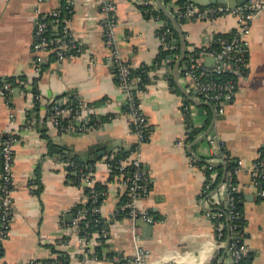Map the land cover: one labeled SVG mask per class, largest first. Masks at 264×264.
I'll return each mask as SVG.
<instances>
[{
  "label": "crops",
  "instance_id": "obj_1",
  "mask_svg": "<svg viewBox=\"0 0 264 264\" xmlns=\"http://www.w3.org/2000/svg\"><path fill=\"white\" fill-rule=\"evenodd\" d=\"M115 1L117 48L133 69L146 68L148 73L139 99L149 123L140 156L149 173L150 194L138 205L156 222L142 225L144 221L119 215L126 189L110 161L132 149L136 137L105 38L106 0H74L69 27L82 45L80 56L60 60L46 53L41 61L32 48L36 20L61 7L62 0H0V81L12 80L17 85L11 96L0 97V183L1 142L11 128L10 113L18 138L12 223L0 264L50 260H56L53 264H127L138 244L148 249V264H213L219 244L207 211L218 199L225 206L221 187L231 161L240 166L242 232L249 250L242 264H264V195L254 185L252 173L264 152V12L253 22L247 38L246 76L226 104L224 117L216 120L203 141L194 144L215 118L213 108L194 103L191 99L205 101L181 72L175 76L180 54L159 59L162 21L145 15L140 8L143 0ZM161 1L171 11L178 9L177 0ZM237 25L232 14L209 22L187 20L181 24L187 51L212 44L215 36L233 32ZM213 62L211 58L205 61ZM61 95L91 108V117L103 125L85 134L63 133L53 127L49 108ZM189 118L200 130L193 141L188 136ZM209 118L210 124L203 128ZM73 158L93 162L96 182L106 188L101 215L108 236L94 237L93 251L102 245L97 260L83 254L85 248L72 230L75 209L86 203L85 191L69 177L67 161ZM219 176L221 181L205 194L209 179L214 184ZM229 240L228 235L226 245ZM231 262L228 251L224 264Z\"/></svg>",
  "mask_w": 264,
  "mask_h": 264
},
{
  "label": "built area",
  "instance_id": "obj_2",
  "mask_svg": "<svg viewBox=\"0 0 264 264\" xmlns=\"http://www.w3.org/2000/svg\"><path fill=\"white\" fill-rule=\"evenodd\" d=\"M143 4L150 5L151 13L157 7L154 0H143ZM213 5V4H212ZM207 7L199 6L191 0L186 1L183 10L179 11V17L187 20H199L202 22L213 21L216 18L232 14L236 17L238 25L232 32L231 37L215 36L212 44L217 43L218 49L212 44L195 47L191 50L190 60L186 65H181L180 72L183 77L189 79L198 90L205 102L211 103L219 114H223L226 104L233 99L240 81L246 76L249 67V59L246 53L247 38L255 19L264 12V0H247L230 8L227 4ZM74 0H66L64 7H57L48 13L41 14L36 20L34 33L33 53L38 61L44 59V54L53 53L58 59H72L82 54V45L73 36L70 30V20L74 12ZM117 4L115 0H106L103 5L105 14V38L111 52L112 63L115 67L116 80L119 88L125 95L126 114L130 117L132 133L136 137L134 149L130 154L118 161L116 176H120L125 186V200L119 210V215L132 219L133 221H144L154 224V217L144 208L139 207L138 202L150 194V177L146 167L143 165L140 156V146L146 139L148 130V119L141 109L139 99L140 85L143 77L135 74L133 68L127 62L124 55L119 51L116 44L115 30L117 26L116 17ZM156 19L162 21L158 29V37L163 46L170 45V37L173 30L170 25L162 19L159 14H152ZM56 22V31L53 35L47 36L48 22ZM62 25V28H60ZM55 36V37H54ZM208 58L213 59V64L205 63ZM229 73V77L225 74ZM23 83V82H22ZM21 84V83H20ZM12 82H0V97L8 98L15 90ZM188 107H185L187 110ZM91 108L83 103L75 101L69 95H61L52 101L48 117L53 127L63 133L85 134L100 128L103 121L91 117ZM14 115L10 113V125L7 133L1 142V183H0V259L4 252V242L9 237L12 223L13 193L15 191L14 159L15 148L18 142L17 134L12 129ZM211 143L215 144L214 138ZM221 158L224 154L220 152ZM69 177L72 183L85 191L86 203L91 201V206L81 207L76 211L72 230L78 235L79 242L84 246V255L97 260L94 254L92 243L94 237L100 240L106 239L108 231L105 227L90 233L91 226H99L102 223L101 200L99 197L105 192L97 189V182L94 174V167L72 160L67 161ZM112 170L113 167L110 164ZM129 171V176L127 172ZM240 166L236 165L226 171L222 183V192L225 196L226 206L220 200L211 203L212 210L207 215L214 221L216 237L219 248L217 254L226 247V227L229 229V253L232 258L231 264H242L248 257L249 250L243 241L242 232V211L237 208V194L241 188L237 181ZM254 185L262 188L260 194L264 195V152L260 154L252 168ZM213 180L209 179L206 184L205 194L213 187ZM85 203V204H86ZM139 236H136L138 243ZM149 251L142 245H137L134 256L127 264H148ZM112 259L119 261L117 256ZM19 264H41L39 261H29ZM61 264V263H58Z\"/></svg>",
  "mask_w": 264,
  "mask_h": 264
},
{
  "label": "trees",
  "instance_id": "obj_3",
  "mask_svg": "<svg viewBox=\"0 0 264 264\" xmlns=\"http://www.w3.org/2000/svg\"><path fill=\"white\" fill-rule=\"evenodd\" d=\"M165 2H167V1H170V0H164ZM186 1L187 0H177V4H178V9L177 10H172V13H173V15L176 17V19L179 21V23L180 24H183L184 22H186L187 21V19H181L180 17H179V11H181V10H183V8L185 7V5H186ZM65 3H66V1L65 0H62V6L61 7H64V5H65ZM213 5H218V4H213ZM212 5V6H213ZM150 5H148V4H143V5H140V8L141 9H143V11H144V13H145V15L146 16H151L152 14H159L161 17H162V19L164 20V21H166L169 25H170V27L172 28V30H173V35H172V37H170V45L168 46V47H165V46H163L162 45V50H161V53H160V56H159V59H161V58H164V57H166V56H168V55H178V54H180L181 53V44H180V37H179V35H178V33H177V31L175 30V28L173 27V25H172V23H171V21L164 15V13L162 12V11H160L159 9H156V11H153L152 13H151V11H150ZM56 22L54 23V22H52V21H49L48 22V28H47V32H46V35L47 36H50V35H53L54 33H53V31H54V28H55V26H56ZM60 28H62V25H60ZM55 31H56V29H55ZM56 33H58L57 35H55V36H58V35H60L61 34V29L59 30V31H56ZM54 36V37H55ZM218 36H223V37H231L232 36V32H230V33H226V34H220V35H218ZM218 47H219V45L217 44V43H214L213 44V48L214 49H218ZM190 56H191V51H187V53H186V56H185V59H184V61H183V65H186L188 62H189V60H190ZM133 72L135 73V74H138V75H141L142 77H143V83L140 85V89L141 88H143L144 87V85L145 84H147V82H148V73H147V69L146 68H144V69H133ZM229 73H226L225 74V77L226 76H228L229 77ZM0 82H2V81H0ZM8 82H12V83H14L12 80H9ZM208 110H209V108H208ZM210 111V110H209ZM210 124V118H209V120L207 121V123L205 124V126L203 127V128H206L208 125ZM188 130H189V133H188V136H189V141H193V140H195L196 138H197V136H198V134L200 133V130L198 129V128H195L194 127V124H193V121H192V119L191 118H189V120H188ZM146 136H147V133H146ZM133 149H134V147H133ZM133 149H130V150H127V151H124L123 153H121V154H117V155H115L112 159H111V161H110V164L112 165V167H113V169L114 170H112L113 171V173L114 174H116V173H119L117 170H116V166L118 165L117 163H118V161L120 160V159H122V158H124V157H126V156H128L129 154H130V152L133 150ZM225 153H227V151L225 150ZM228 154V153H227ZM72 161H74V162H76V163H82V164H85V165H91V166H93V162H91V161H83V160H81V159H79V158H73L72 159ZM234 166H236V163H234V162H230L229 164H228V169H230V168H233ZM127 176H129V171L127 172ZM221 181V178H220V176H219V178L217 179V181L214 183V186H217V184L219 183ZM262 183V186H264V181H261ZM97 189L100 191V192H104L105 190H106V188H105V186L104 185H102V184H100V183H97ZM240 193L239 194H237V198H238V200H237V208L240 210V211H242V204L240 203ZM103 195L101 196V197H99V199L100 200H103ZM125 200V199H124ZM123 200V201H124ZM91 206V201H88L86 204H83V205H78V207L75 209V211H77L79 208H81V207H90ZM103 219V218H102ZM242 224H243V221H242ZM102 227H105L106 229H107V224H106V222H105V220L103 219L102 220V223L99 225V226H91L90 227V229H89V231H90V233L91 232H93V231H95V230H97V229H100V228H102ZM225 232H226V240H227V237H228V235H229V229L226 227V230H225ZM102 246V245H101ZM100 246V247H101ZM100 247H97L96 249H95V252H94V254L100 259V255H101V248ZM222 252L223 251H221L218 255H217V257L215 258V260H214V262H213V264H217L218 263V261H219V259H220V257H221V255H222ZM109 255V257L112 259V257L114 256L112 253H109L108 254ZM247 258H245L243 261H245ZM55 261L56 260H50V261H45V262H40L41 264H53V263H55Z\"/></svg>",
  "mask_w": 264,
  "mask_h": 264
},
{
  "label": "water",
  "instance_id": "obj_4",
  "mask_svg": "<svg viewBox=\"0 0 264 264\" xmlns=\"http://www.w3.org/2000/svg\"><path fill=\"white\" fill-rule=\"evenodd\" d=\"M246 1L247 0H191V2H193V3H195V4L199 5V6H202V7H207V6H210L212 4L223 3V4H227L230 8H234L238 4L244 3ZM155 2H156V5H157L158 9L160 11H162L164 13V15L171 21L173 27L175 28V30L177 31V33H178V35L180 37L181 53H180L179 59L175 63V68H174V74L178 78L179 77V73H180V67H181V65H182V63H183V61L185 59L186 53H187V41H186L185 33L183 32V30L181 28V24L176 19V17L173 15L172 11L169 10L168 8H166L163 5L161 0H155ZM191 100L194 103H196L197 105L208 106V107L213 108L214 115H215V118L213 119V121L210 124V126L206 129V131H204V133L200 137H198V139H196L194 144H197V143H200L201 141H203L208 136V134L211 132L213 126L215 125L216 120L217 119H222L224 116L222 114L217 113L215 107L209 102L195 101L194 99H191ZM66 153L68 155H70L71 158L73 157L71 155L72 153H70V151H66ZM225 206H226V203H225ZM141 224L142 225L146 224L148 226H151L150 224H147L145 222H141ZM229 244H230V240L228 241V243H227V245L225 247V250H224V252L222 254V257H221V259H220L218 264H224L226 255L228 253Z\"/></svg>",
  "mask_w": 264,
  "mask_h": 264
}]
</instances>
